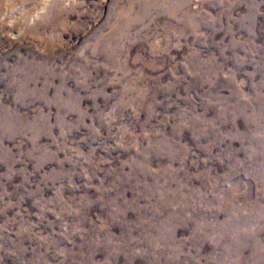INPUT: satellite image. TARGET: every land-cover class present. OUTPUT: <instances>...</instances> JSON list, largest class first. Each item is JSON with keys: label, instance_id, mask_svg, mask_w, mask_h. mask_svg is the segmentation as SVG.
Listing matches in <instances>:
<instances>
[{"label": "rangeland", "instance_id": "obj_1", "mask_svg": "<svg viewBox=\"0 0 264 264\" xmlns=\"http://www.w3.org/2000/svg\"><path fill=\"white\" fill-rule=\"evenodd\" d=\"M115 1L63 8L65 27L50 43L37 24L0 31V57L88 55L93 37L126 10L128 0ZM246 10L257 51L249 25L231 22ZM148 19L131 34L146 40L135 48L149 65L147 47L162 52L157 41L172 43L178 28L153 11ZM177 20L193 22L179 41L186 53L145 69L125 96L121 75L89 91L68 79L80 100L63 120L55 106L18 103L0 86L12 112L48 116L0 120V264H264V0H188ZM192 52L209 68L177 71Z\"/></svg>", "mask_w": 264, "mask_h": 264}, {"label": "bare ground", "instance_id": "obj_2", "mask_svg": "<svg viewBox=\"0 0 264 264\" xmlns=\"http://www.w3.org/2000/svg\"><path fill=\"white\" fill-rule=\"evenodd\" d=\"M25 1L29 5H27L28 7L25 6ZM199 1L195 0L197 3ZM75 2L76 0H0V31L19 32L37 24V28H41L45 35L47 34L45 31L49 30L50 35L47 37L49 38L47 43H50L55 33L65 27V22L62 20L63 8ZM120 2L121 0H116L115 5L120 6ZM138 2L139 0H128L126 10H119L112 17L109 32L93 37L92 41L94 43L88 55L73 59L69 63L63 62L59 55H49L47 53L40 55L29 53L26 57L18 56L12 64L8 63L6 56H1L0 86L5 91L13 92L15 101L18 103L23 104L25 100V104L40 102L55 106L58 111L56 120H63L66 112L75 110L76 103L80 100L76 93L68 90V79L75 83L77 90L89 91L93 86H98L103 77L108 78L109 75L114 73L121 75L123 78L124 96L128 94L130 88L139 89L143 73L151 71V69L163 68V63H169L174 52L186 53V51L180 50L179 41H183L186 37L187 30L184 27L193 24V22L190 20V22L185 21L183 23L184 21L177 20L181 16V12L185 10L188 0H178L177 4H173L172 0H147L136 4ZM216 4L218 5L219 2L217 1ZM247 10H253L252 6L247 7ZM247 10L240 18L231 19V22L234 21L240 24L246 22L250 26L247 27L249 43L251 49L257 51L252 42L254 31L251 30L254 26L255 16L248 13ZM48 11L52 12L49 21L39 23V20ZM150 11H153L158 18L163 19L165 28L176 27L178 31L172 43L169 35L170 40L164 37L165 44L164 40H161V43L157 41L158 46L161 44L162 52L159 53L158 50L147 47L150 54H145L150 55L152 60V63L148 65L142 61L143 55L139 54L140 48H135L136 45L139 47V41L142 40L141 35L137 32L131 34V31L141 23V25L147 26L153 22L149 19L144 22ZM225 13H228V11L226 10ZM192 18L198 19L200 16L193 15L190 19ZM221 20L215 18L214 24L217 25ZM201 21L202 25H209L210 17L208 15L202 16ZM227 30V34L231 35L228 26ZM145 36H143L144 39H146ZM145 41L142 40L143 43ZM125 42H129L128 46H125ZM173 43L175 44L171 46ZM48 49L50 50L49 47ZM158 57L161 61H158ZM187 58H189V62L181 68L178 67L177 71H187L195 74L209 68H207V65L200 63L196 52L190 53ZM136 65H139L140 68L135 69ZM131 71H134V76L127 80L126 77ZM93 73L101 75V78L93 77ZM50 90H53V96L48 98L47 94ZM101 91H103L102 88H99L97 92L100 93ZM62 92H66V94L62 95ZM0 120H48V116L41 113L31 117H23L3 105L0 99ZM215 227L219 228L218 226Z\"/></svg>", "mask_w": 264, "mask_h": 264}]
</instances>
